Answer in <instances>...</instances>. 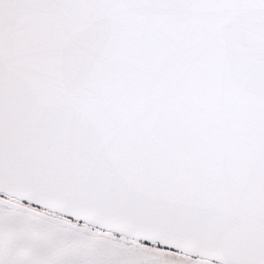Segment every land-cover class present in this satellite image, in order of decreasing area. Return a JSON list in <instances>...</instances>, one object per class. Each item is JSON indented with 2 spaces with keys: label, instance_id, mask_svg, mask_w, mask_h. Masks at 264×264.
I'll list each match as a JSON object with an SVG mask.
<instances>
[{
  "label": "snow or ice",
  "instance_id": "1",
  "mask_svg": "<svg viewBox=\"0 0 264 264\" xmlns=\"http://www.w3.org/2000/svg\"><path fill=\"white\" fill-rule=\"evenodd\" d=\"M0 264H264V0H0Z\"/></svg>",
  "mask_w": 264,
  "mask_h": 264
}]
</instances>
